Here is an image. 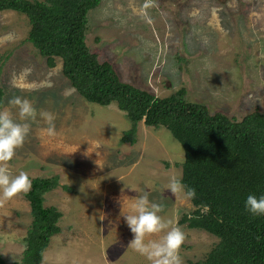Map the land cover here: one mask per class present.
<instances>
[{"label": "rangeland", "instance_id": "1", "mask_svg": "<svg viewBox=\"0 0 264 264\" xmlns=\"http://www.w3.org/2000/svg\"><path fill=\"white\" fill-rule=\"evenodd\" d=\"M100 0L88 12L86 44L109 62L121 81L165 97L183 87L188 101L240 120L264 113V0ZM29 23L14 10L0 11V87L3 104L14 96L37 111L55 115L57 135L49 137L37 117L10 170L57 175L58 186L44 204L62 216L40 264H149L129 248L133 238L124 216L144 191L165 205L162 215L186 234L183 264H203L218 238L180 219L194 205L167 185L181 178L184 151L164 127L139 121L136 142L120 140L131 124L115 102L82 98L62 73L49 66L26 40ZM32 71L17 79L23 68ZM15 114L16 109L11 108ZM18 119V116H17ZM31 223L24 193L0 205V257L20 261Z\"/></svg>", "mask_w": 264, "mask_h": 264}, {"label": "trees", "instance_id": "2", "mask_svg": "<svg viewBox=\"0 0 264 264\" xmlns=\"http://www.w3.org/2000/svg\"><path fill=\"white\" fill-rule=\"evenodd\" d=\"M100 0H0V11L14 10L29 23L26 40L49 66L62 61V73L88 102H115L126 113L130 128L120 138L134 144L139 121L166 127L181 144L182 182L196 190L194 209L180 221L218 238L203 264H264V215L245 209L249 194L264 195V113L257 110L240 120L210 113L201 103L187 100L181 87L157 97L121 81L112 65L89 50L85 31L88 12ZM3 91L0 87V109ZM24 193L31 223L20 261L0 264H40L51 237L60 232L62 213L46 206L45 193L58 186V176H35Z\"/></svg>", "mask_w": 264, "mask_h": 264}, {"label": "clouds", "instance_id": "3", "mask_svg": "<svg viewBox=\"0 0 264 264\" xmlns=\"http://www.w3.org/2000/svg\"><path fill=\"white\" fill-rule=\"evenodd\" d=\"M143 6L150 7L149 0H145ZM31 71V68H23L10 83L14 86L17 79L25 78ZM8 105L10 108L0 110V205L32 188L28 172L20 171L13 175L9 167L30 134L31 122H35L39 116L47 125L43 131L49 137L57 135L53 113L44 110L38 112L30 100L21 96L12 97ZM11 108L17 112L14 114ZM167 190L174 196L183 194L186 199L196 197V190L175 176L170 178ZM130 207L131 212L123 215L133 235L129 248L145 257L149 264H183L180 249L185 243L186 234L179 226H174L172 219L162 215L165 205L151 200L150 193L144 191L133 198ZM245 209L253 216L264 215V195L257 197L249 194Z\"/></svg>", "mask_w": 264, "mask_h": 264}]
</instances>
